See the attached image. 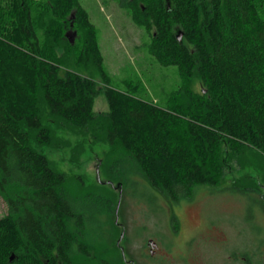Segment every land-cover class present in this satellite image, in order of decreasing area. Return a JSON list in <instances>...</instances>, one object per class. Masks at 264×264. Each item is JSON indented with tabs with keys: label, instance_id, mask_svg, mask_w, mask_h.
I'll use <instances>...</instances> for the list:
<instances>
[{
	"label": "trees",
	"instance_id": "trees-1",
	"mask_svg": "<svg viewBox=\"0 0 264 264\" xmlns=\"http://www.w3.org/2000/svg\"><path fill=\"white\" fill-rule=\"evenodd\" d=\"M117 1L155 60L178 67L164 107L140 78L111 86L81 0H0V264L123 260L89 239L87 196L39 151L71 148L62 134L82 138L74 162L86 144L108 146L115 168L132 166L168 201L239 172L230 189L264 211V0ZM101 92L105 113L95 111Z\"/></svg>",
	"mask_w": 264,
	"mask_h": 264
},
{
	"label": "rangeland",
	"instance_id": "rangeland-1",
	"mask_svg": "<svg viewBox=\"0 0 264 264\" xmlns=\"http://www.w3.org/2000/svg\"><path fill=\"white\" fill-rule=\"evenodd\" d=\"M81 2L97 30L111 86L126 91V81L140 78L148 91L146 97L164 107L166 95L179 87L178 67H165L155 60L148 50L151 37L120 2ZM196 89H202L200 82ZM108 109L101 92L95 111ZM62 137L71 140V148L39 151L56 163L73 186L83 189L88 199L83 211L88 237L99 249L105 246L113 251L116 261L123 259L119 264H264L263 208L230 189L241 173L230 174L220 188L198 187L189 200L168 201L132 166L115 168L117 157L108 146L86 144L85 153L74 162L73 147L82 138ZM123 172L128 178L121 176ZM99 197L105 205L108 200L111 204L99 207L106 211L98 215L94 202ZM7 214L8 205L0 195V218ZM116 223L124 224L125 231ZM149 240L161 246L153 256H149Z\"/></svg>",
	"mask_w": 264,
	"mask_h": 264
},
{
	"label": "flooded vegetation",
	"instance_id": "flooded-vegetation-1",
	"mask_svg": "<svg viewBox=\"0 0 264 264\" xmlns=\"http://www.w3.org/2000/svg\"><path fill=\"white\" fill-rule=\"evenodd\" d=\"M116 225L120 228L124 230V224H119V223H116ZM160 245L154 241V240H149L148 243H147V248L149 249V256H153L155 253H156V250L157 249H160ZM131 264H135L134 262H132Z\"/></svg>",
	"mask_w": 264,
	"mask_h": 264
},
{
	"label": "water",
	"instance_id": "water-1",
	"mask_svg": "<svg viewBox=\"0 0 264 264\" xmlns=\"http://www.w3.org/2000/svg\"><path fill=\"white\" fill-rule=\"evenodd\" d=\"M181 38H182V36L180 37V39ZM119 206H120V202H119V205H118L117 214H118ZM12 260H13V258H12Z\"/></svg>",
	"mask_w": 264,
	"mask_h": 264
}]
</instances>
